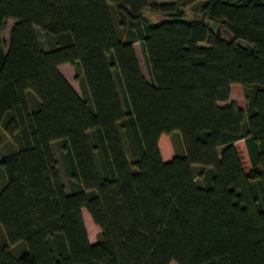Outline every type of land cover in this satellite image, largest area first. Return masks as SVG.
<instances>
[{
	"label": "trees",
	"instance_id": "trees-1",
	"mask_svg": "<svg viewBox=\"0 0 264 264\" xmlns=\"http://www.w3.org/2000/svg\"><path fill=\"white\" fill-rule=\"evenodd\" d=\"M197 1L0 0V264H264V0Z\"/></svg>",
	"mask_w": 264,
	"mask_h": 264
},
{
	"label": "rangeland",
	"instance_id": "rangeland-1",
	"mask_svg": "<svg viewBox=\"0 0 264 264\" xmlns=\"http://www.w3.org/2000/svg\"><path fill=\"white\" fill-rule=\"evenodd\" d=\"M149 1H152V0H149ZM180 1L186 2V0H180ZM185 10L187 11L188 15L192 14L193 12L200 13V11L202 10V1L200 0L197 2L187 3L185 6ZM150 16H152V15H150ZM14 23H15L14 19L9 20L7 27L2 31V39H3V45H4L5 50L8 49L9 40H10L9 28L11 29L12 28L11 26H13ZM37 35H38V38H39V41H40L42 48L47 49L48 45H47V42L45 40L44 33L40 28L37 29ZM134 47H135V50H136V53L138 56L139 63L141 65L142 72L146 76V78L150 80L148 67H147L145 57H144V54L142 52L140 43L136 42ZM71 81L73 82V86H75L76 90H78L79 93L82 94L80 85H79L78 81H76L75 76L73 78H71ZM234 84L235 85L233 86V90H232L234 93V98L237 99L239 101V102L238 101L237 102L240 103L242 106H245V97L243 94L242 85L240 83H234ZM178 134H180V133H178ZM178 134L173 133L171 135V137L167 138V142H166V144L169 145L171 147V150H173V152H175V153L182 151L181 145H180L181 144V139H180L181 134L180 135H178ZM241 146H242V144L240 143L239 147H241ZM52 147H53L54 154H55L57 161H58V168L60 171V175H61L63 181L66 183V185L69 189L68 179H67L66 173L64 171V167H63V164L61 161V157H60L56 142L52 143ZM15 149H16V144L14 145L13 141L8 136V134L2 132V144L0 147V153L2 155L8 154V153L13 152ZM183 149H184V145H183ZM240 152L242 154V158H243V162H244L245 166L249 168L250 167V160L248 158V155L244 154L242 149ZM194 171L197 172L198 167L195 166ZM83 217H84V222H85L90 240L92 242L97 241V239L99 237V233H100V227L93 221L90 213L86 209H83ZM171 264H177V263L171 262Z\"/></svg>",
	"mask_w": 264,
	"mask_h": 264
},
{
	"label": "crops",
	"instance_id": "crops-1",
	"mask_svg": "<svg viewBox=\"0 0 264 264\" xmlns=\"http://www.w3.org/2000/svg\"><path fill=\"white\" fill-rule=\"evenodd\" d=\"M11 20V19H10ZM12 27V26H11ZM39 27H36V33H37V29H38ZM12 29V28H11ZM10 28H9V32H11L10 30H11ZM38 36V35H37ZM59 69L61 70V72L63 73V74H65V77L68 79V81L71 83V85L73 86V82L71 81V78H73L74 76H75V79H76V69H75V67L73 66V65H71V64H69V63H65V64H62V65H60L59 66ZM76 81H78L77 79H76ZM78 83H79V85H80V82L78 81ZM235 84H233L232 85V90H233V86H234ZM74 88H75V86H73ZM80 88H81V85H80ZM75 90H76V88H75ZM78 93H79V91L78 90H76ZM81 92H82V88H81ZM80 94V93H79ZM80 95H83V92H82V94H80ZM236 100V101H238L237 99H235L234 98V93H233V91L231 92V97H230V99H229V101H231V100ZM239 102V101H238ZM240 104V103H239ZM241 105V104H240ZM12 140V139H11ZM14 143V142H13ZM242 144V146L241 147H239V144ZM237 147H238V149L241 151V149L243 150V153L244 154H247L248 155V151H247V147H246V142H245V140L244 139H241V140H238V141H236L235 143H234ZM14 145H15V143H14ZM16 149H17V146H16ZM15 149V150H16ZM14 150V151H15ZM4 155V154H3ZM248 158H249V155H248ZM250 166H251V163H250ZM60 172V171H59ZM0 236H2V231L0 230Z\"/></svg>",
	"mask_w": 264,
	"mask_h": 264
},
{
	"label": "water",
	"instance_id": "water-1",
	"mask_svg": "<svg viewBox=\"0 0 264 264\" xmlns=\"http://www.w3.org/2000/svg\"><path fill=\"white\" fill-rule=\"evenodd\" d=\"M217 26H218L217 24H211L210 25V27H215V28H217Z\"/></svg>",
	"mask_w": 264,
	"mask_h": 264
}]
</instances>
